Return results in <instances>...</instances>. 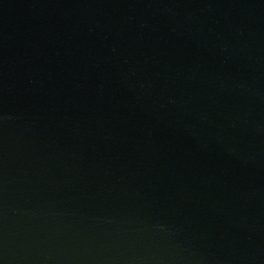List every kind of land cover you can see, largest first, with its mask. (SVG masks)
Returning <instances> with one entry per match:
<instances>
[{
    "label": "water",
    "instance_id": "obj_1",
    "mask_svg": "<svg viewBox=\"0 0 264 264\" xmlns=\"http://www.w3.org/2000/svg\"><path fill=\"white\" fill-rule=\"evenodd\" d=\"M0 264H264V0H0Z\"/></svg>",
    "mask_w": 264,
    "mask_h": 264
}]
</instances>
